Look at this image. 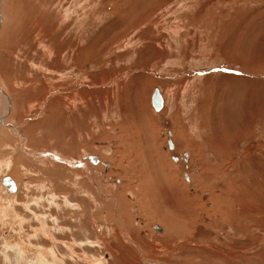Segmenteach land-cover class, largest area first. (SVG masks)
I'll list each match as a JSON object with an SVG mask.
<instances>
[{
    "label": "rangeland",
    "instance_id": "374dc122",
    "mask_svg": "<svg viewBox=\"0 0 264 264\" xmlns=\"http://www.w3.org/2000/svg\"><path fill=\"white\" fill-rule=\"evenodd\" d=\"M7 175L0 264H264V0H0Z\"/></svg>",
    "mask_w": 264,
    "mask_h": 264
},
{
    "label": "water",
    "instance_id": "95a60500",
    "mask_svg": "<svg viewBox=\"0 0 264 264\" xmlns=\"http://www.w3.org/2000/svg\"><path fill=\"white\" fill-rule=\"evenodd\" d=\"M150 105L153 108L154 111L159 112L163 106V96L159 90L158 87H154L153 91L151 93V97H150ZM167 146L168 148L172 149L173 148V142L171 139V132H168V137H167ZM184 156H187V153H184ZM88 160L92 163H96L97 162V157L95 155H88L87 156ZM173 159H177L176 157H173ZM106 165V163H104ZM185 180L189 181V178L187 176V174L185 173L184 175Z\"/></svg>",
    "mask_w": 264,
    "mask_h": 264
},
{
    "label": "bare ground",
    "instance_id": "6f19581e",
    "mask_svg": "<svg viewBox=\"0 0 264 264\" xmlns=\"http://www.w3.org/2000/svg\"><path fill=\"white\" fill-rule=\"evenodd\" d=\"M48 56V55H47ZM159 90H160V88H159ZM152 91H153V89H152ZM1 92H3V91H1ZM160 92H161V90H160ZM152 93V92H151ZM5 93L3 92V94L2 95H4ZM6 95V94H5ZM4 95V96H5ZM4 98V97H3ZM3 98H2V100H3ZM5 98H6V96H5ZM7 99V98H6ZM7 101V100H6ZM9 102V101H8ZM8 102H7V104H8ZM4 103V102H3ZM6 107V106H5ZM162 108H163V106H162ZM171 139H172V133H171ZM173 142V141H172ZM170 149V148H169ZM174 149V143H173V148L171 149V150H173ZM200 150V149H199ZM175 157V156H174ZM177 159L176 160H178V157H176ZM184 159L185 160H187V158H185V156H184ZM0 195L1 196H3V197H7V196H11L13 193H15V191L17 190V186H16V184H15V182L13 181V179H12V177H10V176H4L3 177V179H2V181H1V183H0ZM157 229L158 230H160V228L159 227H157Z\"/></svg>",
    "mask_w": 264,
    "mask_h": 264
},
{
    "label": "flooded vegetation",
    "instance_id": "af4514ba",
    "mask_svg": "<svg viewBox=\"0 0 264 264\" xmlns=\"http://www.w3.org/2000/svg\"><path fill=\"white\" fill-rule=\"evenodd\" d=\"M89 155H92V154H89ZM88 156V155H87ZM87 156H86V158H87ZM96 157H97V162L96 163H98V162H101V163H106V160H102L101 158H100V156H98V155H95ZM88 159V158H87ZM183 159H184V157H183ZM185 160V159H184ZM185 161H187V160H185ZM105 166V165H104ZM106 168H107V164H106Z\"/></svg>",
    "mask_w": 264,
    "mask_h": 264
},
{
    "label": "crops",
    "instance_id": "0c3cea01",
    "mask_svg": "<svg viewBox=\"0 0 264 264\" xmlns=\"http://www.w3.org/2000/svg\"><path fill=\"white\" fill-rule=\"evenodd\" d=\"M226 68H227V66L222 65V68H220V69L218 68V69L222 71V70H225ZM235 73H237V72H235ZM12 179H13V178H12ZM13 181H14V180H13ZM14 182H15V181H14Z\"/></svg>",
    "mask_w": 264,
    "mask_h": 264
}]
</instances>
